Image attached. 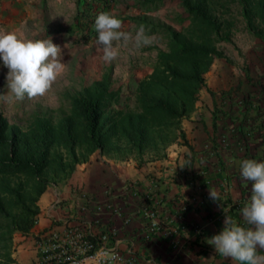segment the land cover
Wrapping results in <instances>:
<instances>
[{
    "label": "crops",
    "instance_id": "obj_1",
    "mask_svg": "<svg viewBox=\"0 0 264 264\" xmlns=\"http://www.w3.org/2000/svg\"><path fill=\"white\" fill-rule=\"evenodd\" d=\"M28 1L39 20L43 15L50 20L56 16L62 25L79 20L80 0ZM24 2L0 0V17L16 18L24 12ZM127 2L112 0L107 12L119 18L116 12L127 13ZM221 59L206 73L207 86L180 124L185 141L179 138L164 155L142 158L96 150L69 177L48 185L37 202L40 213L33 227L14 233L17 264H42L38 235L61 229L66 221L92 237L114 228L109 245L133 250L140 264H233L207 240L223 230L225 215L250 227L241 209L252 182L243 180L240 164L245 159L264 162V77L230 81ZM210 190L219 194L218 202ZM107 203L118 212L97 210ZM147 209L156 210L159 230L152 229ZM258 254L264 255V249Z\"/></svg>",
    "mask_w": 264,
    "mask_h": 264
},
{
    "label": "trees",
    "instance_id": "obj_2",
    "mask_svg": "<svg viewBox=\"0 0 264 264\" xmlns=\"http://www.w3.org/2000/svg\"><path fill=\"white\" fill-rule=\"evenodd\" d=\"M228 1L241 3L249 28L264 39V30L256 26L258 18L264 23V0ZM183 7L191 25L172 31L169 49L159 50L154 69L137 84L136 108H114L120 90L104 80L73 97L67 119H39L27 136L7 138L8 123L0 120V213L11 219L10 232H28L48 185L69 177L94 151L142 158L164 155L173 142L185 141L180 124L207 86L205 75L215 59L225 57L219 44L231 41L234 22L213 16L206 0H183ZM12 177L18 179L15 184L6 181Z\"/></svg>",
    "mask_w": 264,
    "mask_h": 264
},
{
    "label": "rangeland",
    "instance_id": "obj_3",
    "mask_svg": "<svg viewBox=\"0 0 264 264\" xmlns=\"http://www.w3.org/2000/svg\"><path fill=\"white\" fill-rule=\"evenodd\" d=\"M206 2L213 16L234 22L231 41L219 44L225 52L221 61L230 81L245 80L250 83L255 78L264 77V39L249 28L241 3L228 0ZM28 4L29 1L25 0L24 12L16 18L10 15L12 19L8 21L4 16L0 17V30L16 32L28 39H47L51 36L62 49L65 71L44 97H26L23 101L0 100V120L8 123L7 138L15 134L29 135L39 119H49L53 123L67 119L72 112L73 97L95 82L105 80L110 83L111 89L120 90L121 98L114 108H136L137 84L154 69L159 50L169 49L172 31L184 32L191 25L183 0H129L124 6L127 13L116 12L123 23V30L134 36L143 25L146 33L154 38V43L139 48L134 41L122 44L118 59L109 63L102 60V50L96 44L97 32L83 38L77 33L81 29L76 17L63 25L56 20V16L50 20L48 15H43L39 20L32 16L30 11L33 7L30 9ZM86 26L89 27V24ZM256 26L264 30V23L259 18L256 19ZM7 72L0 60V94H7ZM205 78L210 79L207 74ZM6 181L15 184L18 179L12 177ZM2 182L0 178V185ZM11 227V219L0 213V239H3L0 241V264H17L14 257L16 231L10 232Z\"/></svg>",
    "mask_w": 264,
    "mask_h": 264
},
{
    "label": "clouds",
    "instance_id": "obj_4",
    "mask_svg": "<svg viewBox=\"0 0 264 264\" xmlns=\"http://www.w3.org/2000/svg\"><path fill=\"white\" fill-rule=\"evenodd\" d=\"M98 33L96 44L102 50V60L113 62L120 56L122 44L134 41L137 48L149 46L154 38L148 35L143 25L133 36L123 30L122 21L111 12H100L94 22ZM0 60L8 69L6 75L7 94L0 100L23 101L48 95L55 81L64 73L62 49L47 39H28L16 32L0 30ZM244 181H251L248 203L241 209L243 220L250 227L225 215L223 230L207 240L215 252L233 264H264V162L245 159L240 164ZM210 198L219 201L217 192L210 190Z\"/></svg>",
    "mask_w": 264,
    "mask_h": 264
},
{
    "label": "built area",
    "instance_id": "obj_5",
    "mask_svg": "<svg viewBox=\"0 0 264 264\" xmlns=\"http://www.w3.org/2000/svg\"><path fill=\"white\" fill-rule=\"evenodd\" d=\"M110 3L112 0H82L79 5L81 32L77 31L78 35L84 38L85 35L95 33L96 31H92L95 18L100 12L107 11L106 6L109 7ZM97 210L118 212L111 203L98 204ZM145 215L152 220V229L159 230L160 222L157 220L156 210L147 209ZM114 234L116 231L111 227L92 237L84 228L70 225L66 221L61 229L53 228L41 232L36 245L42 264H140L133 250L126 253L115 245H109L108 242Z\"/></svg>",
    "mask_w": 264,
    "mask_h": 264
}]
</instances>
